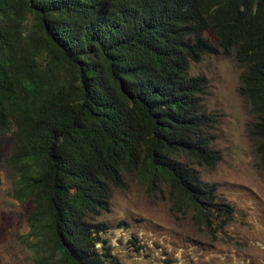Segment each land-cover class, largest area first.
Here are the masks:
<instances>
[{
  "label": "trees",
  "instance_id": "16d2710c",
  "mask_svg": "<svg viewBox=\"0 0 264 264\" xmlns=\"http://www.w3.org/2000/svg\"><path fill=\"white\" fill-rule=\"evenodd\" d=\"M202 54L241 69L263 164L264 0H0V135L14 130L11 196L29 203L20 241L35 264H119L95 218L125 177L164 185L200 227L228 220L194 168L220 157L207 80L186 75Z\"/></svg>",
  "mask_w": 264,
  "mask_h": 264
},
{
  "label": "rangeland",
  "instance_id": "374dc122",
  "mask_svg": "<svg viewBox=\"0 0 264 264\" xmlns=\"http://www.w3.org/2000/svg\"><path fill=\"white\" fill-rule=\"evenodd\" d=\"M200 35L216 45L211 31ZM240 70L232 55L221 54H202L186 70L207 80L202 106L212 123L211 146L220 155L194 168L214 199L230 207L228 220L221 227L219 218L216 226L200 227L191 210L169 209L164 185L147 189L125 177L112 190L108 210L95 218L107 227L102 244L119 264H264V163L246 132L251 116L237 91ZM13 131L0 135V264H35L20 241L29 203L11 196L15 175L6 159Z\"/></svg>",
  "mask_w": 264,
  "mask_h": 264
}]
</instances>
